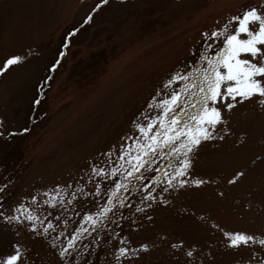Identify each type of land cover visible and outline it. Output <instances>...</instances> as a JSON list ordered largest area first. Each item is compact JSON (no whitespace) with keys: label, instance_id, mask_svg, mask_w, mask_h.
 Returning a JSON list of instances; mask_svg holds the SVG:
<instances>
[{"label":"rangeland","instance_id":"374dc122","mask_svg":"<svg viewBox=\"0 0 264 264\" xmlns=\"http://www.w3.org/2000/svg\"><path fill=\"white\" fill-rule=\"evenodd\" d=\"M97 4L0 0V67L10 56L22 57L0 73V212L11 217L27 209L39 217L36 228L23 216L0 217V258L18 245V264H264L259 243L234 248L224 235L241 231L264 239L259 98L222 109L211 138L189 154L183 186L164 178L183 157H157L141 170L144 180H131L133 191H120L123 205L114 203L95 227L84 221L107 202L111 182L126 174L121 146L140 141L134 121L159 112L147 107L158 89L197 59L204 34L264 0ZM93 166L120 171L105 178L95 176ZM237 172L242 175L229 183ZM57 192L51 205L44 202ZM73 233L78 239L70 246ZM120 248L129 254L120 257Z\"/></svg>","mask_w":264,"mask_h":264},{"label":"snow or ice","instance_id":"6c2138e0","mask_svg":"<svg viewBox=\"0 0 264 264\" xmlns=\"http://www.w3.org/2000/svg\"><path fill=\"white\" fill-rule=\"evenodd\" d=\"M105 2L106 0H100V4ZM100 4L96 7L99 8ZM72 34L70 32L68 35ZM208 49H212V52H208ZM60 55L63 56L64 53L61 52ZM21 59L22 57L18 55L8 57L0 67V73ZM58 63L59 60L52 67L55 68ZM257 98L264 104V5L243 8L238 14L229 17L220 29L204 34V45L197 59L182 72H173L162 88L158 89L157 96L152 98L155 103L150 102L147 107L149 110L159 109V112L152 116H143L142 122L134 121V127L140 134V141L133 139L130 145L121 146L119 158L122 160L127 157L126 174L121 173V179L111 182L112 186L107 190V202L96 213H85L84 221L95 227L114 210V203L123 205L124 200L119 197L120 191H133L135 185L131 180H144L141 170L151 168L157 157L165 155L183 157L177 161L176 167L172 168L171 175L164 173L169 186H172L173 180H177L178 184L183 186L185 180L182 177L191 165L189 154L203 140L211 138L210 129L216 128L222 121V109L224 107L232 109L239 102ZM21 131L26 132L27 129ZM119 171L117 167H113L111 172H107L104 167H91V172L95 176L105 178L116 175ZM156 172L159 174L160 170L156 169ZM240 175L242 173L237 172L229 183L234 182ZM157 178L155 175L150 177L143 187L147 188L148 184ZM192 183L199 185L203 181L193 180ZM100 188L101 185L97 183V194ZM59 196L57 192L44 202L51 205ZM151 197L152 193L149 191L145 198ZM36 199L35 196L32 197L33 201ZM19 207L24 208L23 205ZM21 216L29 222L39 220V217L27 209L11 217L0 212V217L5 220L20 221ZM31 227L36 228L37 224L33 222ZM47 227L51 228V221H48ZM81 231L87 229H77V233ZM224 235L230 247H247L256 243L264 247V239L257 240L252 234L237 231L224 232ZM76 239L78 236L73 233L69 245L71 246ZM66 251L63 249L60 254L64 255ZM129 251L128 248L118 249L120 257L129 254ZM188 255L192 253L189 252ZM21 256L20 247L14 246L11 253L0 258V264H18Z\"/></svg>","mask_w":264,"mask_h":264},{"label":"trees","instance_id":"16d2710c","mask_svg":"<svg viewBox=\"0 0 264 264\" xmlns=\"http://www.w3.org/2000/svg\"><path fill=\"white\" fill-rule=\"evenodd\" d=\"M154 167H155V166H154ZM155 173H156V169L153 170V174H155Z\"/></svg>","mask_w":264,"mask_h":264}]
</instances>
